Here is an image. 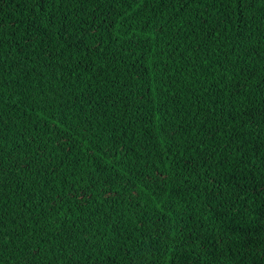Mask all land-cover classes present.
<instances>
[{"label": "trees", "instance_id": "trees-1", "mask_svg": "<svg viewBox=\"0 0 264 264\" xmlns=\"http://www.w3.org/2000/svg\"><path fill=\"white\" fill-rule=\"evenodd\" d=\"M0 264H264V0H0Z\"/></svg>", "mask_w": 264, "mask_h": 264}]
</instances>
